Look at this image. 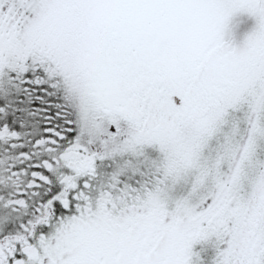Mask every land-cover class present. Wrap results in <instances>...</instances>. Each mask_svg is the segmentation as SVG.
<instances>
[{
	"label": "snow or ice",
	"instance_id": "snow-or-ice-1",
	"mask_svg": "<svg viewBox=\"0 0 264 264\" xmlns=\"http://www.w3.org/2000/svg\"><path fill=\"white\" fill-rule=\"evenodd\" d=\"M0 264H264V0H0Z\"/></svg>",
	"mask_w": 264,
	"mask_h": 264
}]
</instances>
